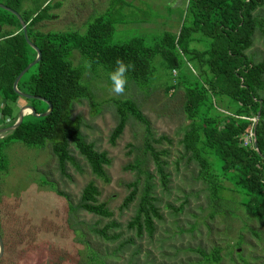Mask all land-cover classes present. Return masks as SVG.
<instances>
[{"label":"rangeland","instance_id":"obj_1","mask_svg":"<svg viewBox=\"0 0 264 264\" xmlns=\"http://www.w3.org/2000/svg\"><path fill=\"white\" fill-rule=\"evenodd\" d=\"M12 1L28 18L44 10L42 19L30 24V30L83 34L101 16L114 27L107 39L109 44L140 38L147 47L157 44L166 32L179 31L187 5V0ZM259 14L264 22V6ZM0 29L15 31L18 27L4 24ZM190 45L193 47V42ZM183 50V46L177 50L178 74L162 65L160 55L155 56V79L149 89L127 82L124 94L118 96L110 91L109 73L104 69L84 74L92 96L75 101L71 117L81 119L86 140L111 158L105 168L108 182L91 173L72 145L75 163H66L64 170L48 143L42 148H29L18 141L5 146L8 166L0 173V236L4 241L0 264H196L200 256L193 249L199 247L207 252L220 247L217 264H264V226L243 209L238 202L240 195L234 192H225L233 212L210 217L206 192L196 179L197 167L184 153L181 139L189 120L183 111L184 89L179 82L193 76V60ZM246 54L255 62L264 60V37L259 32H255ZM70 58L73 65L82 61L76 49ZM115 99L136 102L149 120L154 137H163L153 145L165 151L162 157L167 161L170 179L167 189L161 186L153 159L145 152L147 133L142 123L129 118L115 143L109 141L117 123ZM18 103L21 106L26 101L19 99ZM37 106L46 108L44 103ZM9 119L0 109V128ZM139 162L141 169L153 174L161 214V219H154L152 236L146 232L139 236L136 228L128 226L136 212L138 195L127 208L121 207L132 190L131 182L140 178L138 194L143 186L144 174L139 175L135 168ZM89 181L96 184L98 200L106 203L111 217L71 207ZM107 225L106 233L114 239L96 232Z\"/></svg>","mask_w":264,"mask_h":264},{"label":"trees","instance_id":"obj_2","mask_svg":"<svg viewBox=\"0 0 264 264\" xmlns=\"http://www.w3.org/2000/svg\"><path fill=\"white\" fill-rule=\"evenodd\" d=\"M0 2L20 13L27 24L29 40L41 52L40 59L21 76L17 88L43 97L52 107L46 116L25 115L15 129L0 134V173L8 166L4 153L8 143L18 141L29 148H42L48 143L62 170L66 163H75L72 145L91 173L108 182L105 168L111 164V158L106 151L96 149L86 140L81 131V119L71 117L73 103L92 96L84 74L96 73L99 68L110 73L119 58L134 66L126 73L127 82L149 89L155 79V56L160 55L162 65L178 74L177 50L183 46V51L193 60V76L179 82L184 89L183 111L189 120L181 143L184 153L197 167L196 179L202 182L206 192L209 215L231 214L233 206L225 192H234L240 195L238 202L243 209L264 226V60L255 62L246 54L255 32L264 37V22L259 14L264 0H187L179 31L176 34L166 32L153 47L145 46L140 38L125 44H109L107 39L114 27L110 20L101 16L95 18L83 34L30 30V24L42 19L44 10L28 18L12 0ZM4 24L18 27L15 31L0 29V109L3 116L10 117L3 124L6 127L18 117L19 99L33 106L37 113L46 111L48 105L38 98L21 97L13 89L15 77L34 60L36 52L26 42L16 16L0 8V28ZM74 49L82 56L79 65H73L70 58ZM86 62H90V67H86ZM38 103L46 104V108L41 110ZM113 103L117 123L109 141L115 143L129 118L142 123L147 133L145 152L153 159L161 186L167 189L170 179L167 161L162 157L165 151L153 145L163 137H154L149 120L132 99H115ZM258 111L255 134L259 152L253 142L243 144V136L253 130ZM140 164L135 168L139 175L144 174L143 186L138 194L140 178L131 182L132 190L121 207L127 208L138 195L136 212L128 226L136 228L139 236L143 232L152 236L156 229L154 219H161V214L158 197L154 194L153 174L141 169ZM99 195L96 184L89 181L71 207L111 217L106 203L98 200ZM109 227L96 232L108 237ZM193 250L200 256L196 264H217L221 260L220 247L208 252L200 247Z\"/></svg>","mask_w":264,"mask_h":264},{"label":"water","instance_id":"obj_3","mask_svg":"<svg viewBox=\"0 0 264 264\" xmlns=\"http://www.w3.org/2000/svg\"><path fill=\"white\" fill-rule=\"evenodd\" d=\"M0 8L4 9V10H7L9 11L10 13H12L13 15L16 16V18L18 19L19 23H20V26H21V30H22V33H23V36L26 40V42L35 50L36 52V56L34 58L33 61H31L30 63H28L19 73L18 75L15 77L14 81H13V89L16 91V93H18L19 96L21 97H24V98H38L40 100H43L47 103L48 105V109H46V111L42 112V113H37L34 109L33 106L31 105H28V104H23L20 106V109H19V112H18V117L16 119V121L12 124V125H9V126H6V127H1L0 128V134L1 133H5V132H8V131H11L13 129H15L20 123L21 121L23 120L24 116L27 115V114H32L33 116L35 117H42V116H46L52 109L51 107V103L48 102L47 100H45L43 97H40V96H33V95H30V94H27V93H24V92H21L18 88H17V83L19 81V79L21 78V76L26 72L27 69H29L33 64H35L41 57V52L39 50V48L34 45L30 40H29V37H28V33H27V24L26 22L22 19L21 15L14 9L10 8L9 6L3 4L0 2ZM260 107H261V103H260ZM30 109V110H27V109ZM259 115H260V111H258L256 117H255V120H254V124H253V130H254V138H253V143H254V147H255V150L257 152H259L258 150V147H257V140H256V134H255V126H256V123L258 121V118H259ZM3 250H4V241L3 239L1 238L0 236V257L3 253Z\"/></svg>","mask_w":264,"mask_h":264},{"label":"clouds","instance_id":"obj_4","mask_svg":"<svg viewBox=\"0 0 264 264\" xmlns=\"http://www.w3.org/2000/svg\"><path fill=\"white\" fill-rule=\"evenodd\" d=\"M115 69L109 73L111 81L110 91L115 95H123L127 84L126 73L133 69V65L126 64L122 59L117 58L115 61ZM86 67H90V62H86Z\"/></svg>","mask_w":264,"mask_h":264},{"label":"built area","instance_id":"obj_5","mask_svg":"<svg viewBox=\"0 0 264 264\" xmlns=\"http://www.w3.org/2000/svg\"><path fill=\"white\" fill-rule=\"evenodd\" d=\"M253 138H254V130H251L248 134L243 136V144L250 145V143L253 142Z\"/></svg>","mask_w":264,"mask_h":264},{"label":"bare ground","instance_id":"obj_6","mask_svg":"<svg viewBox=\"0 0 264 264\" xmlns=\"http://www.w3.org/2000/svg\"><path fill=\"white\" fill-rule=\"evenodd\" d=\"M27 110H30L29 108Z\"/></svg>","mask_w":264,"mask_h":264}]
</instances>
